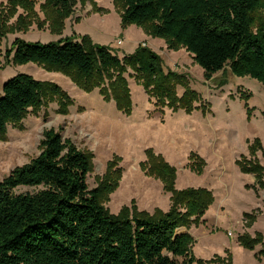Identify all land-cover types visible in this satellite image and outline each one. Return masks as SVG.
<instances>
[{"label":"trees","instance_id":"1","mask_svg":"<svg viewBox=\"0 0 264 264\" xmlns=\"http://www.w3.org/2000/svg\"><path fill=\"white\" fill-rule=\"evenodd\" d=\"M47 2L59 19L69 16V0ZM113 4L121 11L123 24L140 26L151 38L164 40L170 51L181 48L189 53L203 70L204 80L228 68L237 78L248 77L264 85V18L258 24L255 20L259 11L264 17L261 0H113ZM3 28L0 15V35ZM7 56L16 65L36 64L66 73L85 92L116 74L109 91L101 90L100 95L125 115L132 110L130 91L122 77L125 67L136 72L138 84L148 95L172 112L182 110L189 115L200 100L186 79L172 71L165 73L159 55L143 45L126 56L124 64L111 50L93 45L87 37L81 42L65 39L47 44L15 39ZM177 85L185 89L180 99L175 95ZM48 93L64 96L58 87L29 75L7 80L0 89V139L8 125L41 107ZM39 150L37 157L0 181V264H178V258L193 263L189 257L193 239L178 230L199 224L213 197L206 189L175 190V168L160 155L147 150L140 168L163 184L164 192L170 194V210L157 209L152 215L137 212L133 201L132 216L124 208L113 216L100 200L102 191L113 192L121 179L115 162L108 165L105 188L89 190L90 158L70 140L49 129L43 132ZM248 150L255 156L261 150L259 141L251 142ZM194 159L198 165L191 161L189 168L199 174L204 163L192 153L190 160ZM235 163L242 173L254 175L257 186L264 190L262 166L245 158ZM18 187L37 190L14 194ZM180 209L185 212L180 214ZM240 240L247 248L262 243L259 235ZM258 256L264 259V248Z\"/></svg>","mask_w":264,"mask_h":264},{"label":"rangeland","instance_id":"2","mask_svg":"<svg viewBox=\"0 0 264 264\" xmlns=\"http://www.w3.org/2000/svg\"><path fill=\"white\" fill-rule=\"evenodd\" d=\"M69 1V16L59 19L47 0H0L5 21L0 35V89L7 80L25 74L58 87L65 96L48 93L41 107L30 109L21 121L8 125L0 139V181L37 157L43 132L53 129L90 158L89 190L105 188L111 161L117 165L115 170L121 169L116 189L101 193V205L108 213L117 216L124 208L132 216L133 201L137 212L152 215L158 209L166 213L171 208L170 194L140 168L145 152L152 150L175 168V190L206 189L213 197L199 224L178 230L193 239L192 264H264L258 256L264 248V190L259 189L254 175L242 173L235 163L245 158L264 168V85L248 77L237 78L228 68L206 81L203 70L184 49L170 51L164 40L152 39L140 26L123 24L113 0ZM262 18L263 13H256L257 24ZM84 37L111 50L123 64L126 56L145 43L159 55L165 73L172 71L186 79L188 88L200 99L193 104L197 110L189 115L182 110L172 112L148 95L138 84L136 72L125 67L122 77L132 104L131 113L125 115L100 95L101 90L109 91L116 74L85 92L66 73L36 64L16 65L12 56H7L15 39L47 44L65 39L81 42ZM184 94L185 89L177 85L176 97ZM254 140L259 141L261 150L251 156L248 147ZM192 153L204 163L199 174L189 168L191 161L196 166L199 163L190 160ZM36 190L18 187L13 192ZM257 235L261 244L252 248L241 244L240 238L253 240ZM185 261L177 259L178 264Z\"/></svg>","mask_w":264,"mask_h":264},{"label":"crops","instance_id":"3","mask_svg":"<svg viewBox=\"0 0 264 264\" xmlns=\"http://www.w3.org/2000/svg\"><path fill=\"white\" fill-rule=\"evenodd\" d=\"M152 39H154V38H152ZM142 45L146 46L145 43H142ZM165 46H166V45H165Z\"/></svg>","mask_w":264,"mask_h":264},{"label":"built area","instance_id":"4","mask_svg":"<svg viewBox=\"0 0 264 264\" xmlns=\"http://www.w3.org/2000/svg\"><path fill=\"white\" fill-rule=\"evenodd\" d=\"M144 46V45H143Z\"/></svg>","mask_w":264,"mask_h":264}]
</instances>
